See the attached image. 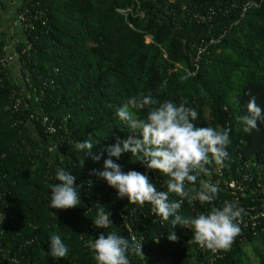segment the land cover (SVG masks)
Masks as SVG:
<instances>
[{
  "label": "trees",
  "instance_id": "obj_1",
  "mask_svg": "<svg viewBox=\"0 0 264 264\" xmlns=\"http://www.w3.org/2000/svg\"><path fill=\"white\" fill-rule=\"evenodd\" d=\"M248 2L258 7L242 14ZM26 3L38 18L15 47L19 80L11 70L6 77L0 74V211L5 217L0 223V264H13L4 258L6 253L20 264H95L85 246L101 231L91 224L95 204L111 214L113 226L104 231L115 230L130 240L128 226L132 234L143 236L142 256L132 255L131 264H186L193 257L202 261L190 230L174 228L178 239L168 241L170 221L155 222L150 205H129L118 198L94 170H103L105 149L128 135L116 108L129 95L151 92L160 101H187L198 113L197 126L231 128L222 180L247 175L264 184V122L244 133L236 121L245 114L250 96L264 109V0ZM126 9L133 15L117 12ZM147 35L152 37L148 44ZM4 47L0 33V49ZM19 93L28 110L15 112L12 97ZM233 97H240L239 108ZM44 119L53 125V134L45 132ZM89 137L95 142L91 155L75 153L73 141ZM115 162L123 172L144 173L158 191L166 190V177L132 161L129 154ZM57 167L76 177L77 208L48 207L47 183ZM54 231L69 247L64 258L48 254L47 238ZM243 237L223 263L252 264L246 253L250 248L254 263L264 264V223Z\"/></svg>",
  "mask_w": 264,
  "mask_h": 264
},
{
  "label": "clouds",
  "instance_id": "obj_2",
  "mask_svg": "<svg viewBox=\"0 0 264 264\" xmlns=\"http://www.w3.org/2000/svg\"><path fill=\"white\" fill-rule=\"evenodd\" d=\"M239 98L233 97L238 108ZM187 104V101L179 104L172 100L160 101L151 92L126 97L116 108L115 116L128 130V135L105 149L107 158L103 161V170L98 173L94 170V174L114 189L118 198H125L129 205L148 204L155 216L170 221L172 228L166 237L168 241H177L172 229L178 227L190 230L193 241L202 247L226 250L240 232L238 218L244 210L238 201L225 200L222 206H212L196 215L183 213L181 207L185 201L191 206L194 202L212 205L217 200L219 186L201 177L209 174L207 165L212 161L221 165L229 157L231 128L197 126L194 122L198 113ZM236 121L244 133L255 131L258 122H264V109L257 104L255 96H250L245 114L237 115ZM94 143L91 137L82 142L73 141L74 151L89 156ZM125 153L132 161H139L147 169L166 177V190L158 191L144 173L123 172L115 160ZM99 159L100 156L95 157V160ZM49 179V209L68 210L81 204L80 186L75 184L76 177L69 170L57 167ZM170 195L176 199H170ZM110 215L104 206L95 204L91 224L101 231L95 239L85 241V246L95 264H131L132 255L142 256L143 243L130 242L115 230L104 231L113 226ZM3 219L4 213L0 211V223ZM47 241L51 257L59 259L68 255L69 247L60 234L52 232Z\"/></svg>",
  "mask_w": 264,
  "mask_h": 264
},
{
  "label": "built area",
  "instance_id": "obj_3",
  "mask_svg": "<svg viewBox=\"0 0 264 264\" xmlns=\"http://www.w3.org/2000/svg\"><path fill=\"white\" fill-rule=\"evenodd\" d=\"M21 10L16 12V24L22 30H31L33 27V22L38 18L37 12H32L28 9L26 0H24ZM258 7V4L253 2H248L243 5L242 14H245L249 9ZM118 13L124 15H133L130 9L124 11L117 10ZM136 16L143 18V14L136 10ZM152 37L146 36L145 43L148 44L151 42ZM220 39H218L219 41ZM215 41H210V44ZM11 58L6 54L5 49H0V74L4 77L8 76L10 71ZM12 109L15 112H21L28 110V104L23 98L22 93H19L18 96L12 97ZM47 119L43 120V126L45 127V132L48 134H53L55 129L52 124H48ZM209 174L207 176H202L201 179L210 180L211 182L217 184L220 188L218 198L213 202L212 205H200L198 202H194L193 205H188L185 203L181 207L183 212V207L185 206L187 211L190 214L196 215L199 212H205L210 207H220L222 206L225 200L228 201H238L240 207L243 208L242 215L238 218L240 232L236 235L228 249H217L211 250L206 247H202L197 244V250L203 255V260L199 261L196 257H193L192 260L186 264H225L223 263L224 256L231 252L233 249V244L243 241V234L249 231H254L262 223H264V184L260 182H252V179L248 178L247 175H243L241 179H231V180H222V165H217L215 161H212L207 165ZM150 171V170H149ZM114 198V196L111 195ZM149 215L155 217L151 210H149ZM5 219V217H4ZM3 219V221H4ZM155 222L163 223L159 217L154 218ZM127 231L131 234V242L143 241V236L139 234H132L129 227L126 226ZM7 262L13 264H20V262L8 253L3 254Z\"/></svg>",
  "mask_w": 264,
  "mask_h": 264
},
{
  "label": "crops",
  "instance_id": "obj_4",
  "mask_svg": "<svg viewBox=\"0 0 264 264\" xmlns=\"http://www.w3.org/2000/svg\"><path fill=\"white\" fill-rule=\"evenodd\" d=\"M21 0H0V13L5 15L6 13H11V15L14 17L16 16L17 8L20 5ZM7 16H3V18L0 17V33H2V39L4 41V49L6 51V54L11 56V74L16 79V75L19 76L18 71L16 72L15 67L18 68V61H17V53L15 51V47L18 43H21L25 39V35L23 31L18 27V25H15V22L13 24H7ZM14 42V48H12V43ZM16 68V69H17Z\"/></svg>",
  "mask_w": 264,
  "mask_h": 264
},
{
  "label": "rangeland",
  "instance_id": "obj_5",
  "mask_svg": "<svg viewBox=\"0 0 264 264\" xmlns=\"http://www.w3.org/2000/svg\"><path fill=\"white\" fill-rule=\"evenodd\" d=\"M5 15H8L7 16V24H13V22H15V25H16V16L14 17V19H13V16L11 15V13L9 12V13H6ZM5 15H3V13L1 14L0 13V17L1 18H3V16H5ZM14 42L12 43V48H14ZM9 57H11L10 55H9ZM17 67H15V70H16V72L18 71V68L16 69ZM10 70H11V68H10ZM12 72V71H11ZM19 80V76L18 75H16V79H15V81H18ZM246 253H247V256H248V258H249V261H250V263H252V264H255L254 263V260H253V257H252V255H251V253H250V248H248L247 250H246Z\"/></svg>",
  "mask_w": 264,
  "mask_h": 264
}]
</instances>
